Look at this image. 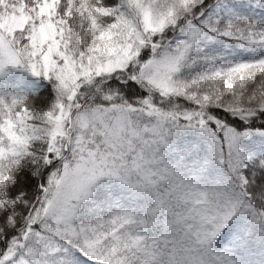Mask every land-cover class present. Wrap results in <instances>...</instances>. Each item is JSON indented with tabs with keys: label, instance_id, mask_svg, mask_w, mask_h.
<instances>
[{
	"label": "snow or ice",
	"instance_id": "1",
	"mask_svg": "<svg viewBox=\"0 0 264 264\" xmlns=\"http://www.w3.org/2000/svg\"><path fill=\"white\" fill-rule=\"evenodd\" d=\"M0 264H264V0H0Z\"/></svg>",
	"mask_w": 264,
	"mask_h": 264
}]
</instances>
